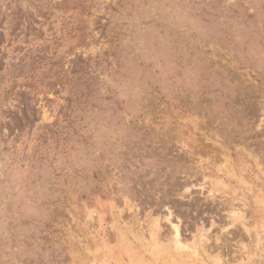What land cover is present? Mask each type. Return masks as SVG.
Returning a JSON list of instances; mask_svg holds the SVG:
<instances>
[{"label":"rangeland","instance_id":"374dc122","mask_svg":"<svg viewBox=\"0 0 264 264\" xmlns=\"http://www.w3.org/2000/svg\"><path fill=\"white\" fill-rule=\"evenodd\" d=\"M0 264H264V0H0Z\"/></svg>","mask_w":264,"mask_h":264},{"label":"trees","instance_id":"16d2710c","mask_svg":"<svg viewBox=\"0 0 264 264\" xmlns=\"http://www.w3.org/2000/svg\"><path fill=\"white\" fill-rule=\"evenodd\" d=\"M3 35H2V33L0 32V43H1V37H2Z\"/></svg>","mask_w":264,"mask_h":264}]
</instances>
